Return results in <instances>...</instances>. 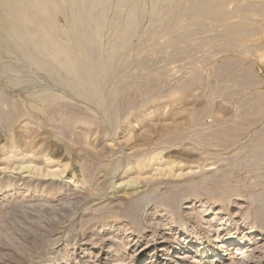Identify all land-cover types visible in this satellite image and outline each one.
Instances as JSON below:
<instances>
[{
    "label": "rangeland",
    "instance_id": "374dc122",
    "mask_svg": "<svg viewBox=\"0 0 264 264\" xmlns=\"http://www.w3.org/2000/svg\"><path fill=\"white\" fill-rule=\"evenodd\" d=\"M241 263L264 0H0V264Z\"/></svg>",
    "mask_w": 264,
    "mask_h": 264
},
{
    "label": "bare ground",
    "instance_id": "6f19581e",
    "mask_svg": "<svg viewBox=\"0 0 264 264\" xmlns=\"http://www.w3.org/2000/svg\"><path fill=\"white\" fill-rule=\"evenodd\" d=\"M125 187H126V184H125ZM127 187H128V186H127ZM129 188H131V187H129ZM129 188H128V189H129ZM126 189H127V188H126ZM126 189H125V190H126ZM123 192H126V191H123ZM232 239H235V238H230V241H229V242L226 241V243H225V244H226V245H225L226 249H227L228 246H230V245L232 244V241H231ZM241 254H243V252H241V249H236V254H235V255L238 256V255H241ZM192 261L195 262V261H197V260H196V259H193ZM241 264H243V263H241Z\"/></svg>",
    "mask_w": 264,
    "mask_h": 264
}]
</instances>
